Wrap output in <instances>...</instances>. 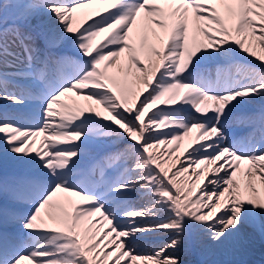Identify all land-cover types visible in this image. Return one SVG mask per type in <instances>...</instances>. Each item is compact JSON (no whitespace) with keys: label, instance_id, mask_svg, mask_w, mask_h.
Instances as JSON below:
<instances>
[{"label":"snow or ice","instance_id":"1","mask_svg":"<svg viewBox=\"0 0 264 264\" xmlns=\"http://www.w3.org/2000/svg\"><path fill=\"white\" fill-rule=\"evenodd\" d=\"M256 48L264 0H0V264H248L221 257L264 243ZM189 137L170 174L153 149Z\"/></svg>","mask_w":264,"mask_h":264},{"label":"rangeland","instance_id":"2","mask_svg":"<svg viewBox=\"0 0 264 264\" xmlns=\"http://www.w3.org/2000/svg\"><path fill=\"white\" fill-rule=\"evenodd\" d=\"M174 144L175 145H173V147H171V144L158 145L159 150L162 149L161 152L163 153V157H164L162 162L165 161V163H163V164L160 163L161 167H164V168H168L169 167V171H171V169L175 167V165L172 166V164L176 161V159L178 157L179 150H180L178 147H176L177 143H174ZM201 168H203V166H201ZM184 177H187V180H185ZM184 177H179L178 176L177 177L178 182L181 183L184 187L191 189L193 186H197V184H198L199 187H203V185L201 186V183L203 182V179L206 178V174H202L201 179L198 180L196 178V176L192 173V170L189 169V172L185 173ZM238 177H239V171L237 172V177H236L237 180H238ZM261 189L264 191V186H261ZM198 191H199V188L197 187L195 189V191H194L193 198L195 197L196 194H198ZM250 194L251 193H248V195H250ZM142 203H143V201H141L139 204H142ZM84 222H87L89 227H96L97 226L96 229H95V231L97 233H102L104 230L107 229L106 223L103 222L102 220H100L98 216L87 218V219L84 220ZM160 237H164L166 240L168 239L167 236H160L158 234H155V235H148L146 237H142V238H140L138 240L140 242L144 241V242H148L150 244L152 241H155L156 239H159ZM163 242H165V241H163ZM260 246H261V244H259L258 251H260ZM194 249L195 248L191 249L192 252H193ZM181 251L184 252V254H186L188 252L185 249H181ZM181 264H193L191 256L182 257Z\"/></svg>","mask_w":264,"mask_h":264},{"label":"bare ground","instance_id":"3","mask_svg":"<svg viewBox=\"0 0 264 264\" xmlns=\"http://www.w3.org/2000/svg\"><path fill=\"white\" fill-rule=\"evenodd\" d=\"M85 8H87V5ZM156 158L158 159V161L161 160V157L159 154H156ZM257 182L261 186L259 180ZM254 184H255V182H254ZM139 200H140V198H138V199L135 198L132 201L134 204L137 205ZM83 227L90 228L92 231H94L97 226L96 227H89L88 225L84 224V221H83ZM163 243H164L163 241H153L149 244L148 242H144V241L140 242L139 240H136L133 242V247L136 249V251L138 253H146L156 246H162ZM260 243L261 242L257 241L256 244L253 247H251L246 253H240V254H237V255L232 256V257H221V258H231V259H235V260H246L248 262V264H264V246H262V244L260 246V251H258V247H259ZM175 254L180 258V260L184 256H186V257L191 256V258L194 259L195 261L200 260V257H199V255L195 249L193 250V252L191 250H189L186 254H184V252H182V251H179ZM213 258H216V257H213Z\"/></svg>","mask_w":264,"mask_h":264}]
</instances>
